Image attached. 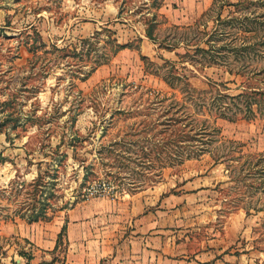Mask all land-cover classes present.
I'll return each instance as SVG.
<instances>
[{
    "label": "rangeland",
    "instance_id": "1",
    "mask_svg": "<svg viewBox=\"0 0 264 264\" xmlns=\"http://www.w3.org/2000/svg\"><path fill=\"white\" fill-rule=\"evenodd\" d=\"M213 1L162 0L157 8L152 0H0V150L5 156L0 160V253L8 246L14 254L31 258L33 247L12 234L11 227L37 212L45 210L39 220H49L95 197L102 201L100 197L135 194L160 197L159 232L170 239L168 251L203 252L213 257L210 264H264V115L256 103L249 119H218L222 138L243 144L231 147L232 159L217 163L205 153L159 168L162 161L140 157L142 152L136 151L141 144L152 146L151 131L130 135L150 120L168 117L160 116L167 101H147V90L182 95L161 76L145 71L140 52L157 64L176 61L187 73L183 64L194 68L189 73L193 85L209 89L208 95L219 86L215 82H225L224 91L232 94L250 91L249 86L264 89V71L254 72L264 66V45L255 44L264 28L250 31L249 26L237 28L236 20L219 24L217 19L218 13L229 17L251 8L264 14V0L257 6L251 0ZM207 11L198 26L186 28ZM155 12L157 41L145 35L146 20ZM104 24L116 29L121 43L132 41L139 49H121L81 80L78 76L90 69L94 58L79 44L89 38L91 52L97 47L101 53ZM217 24L220 31L208 41ZM37 33L47 46L34 55L29 48L36 47ZM161 42L174 49L161 48ZM243 44L253 47L236 54L232 48ZM199 46L208 52L197 51ZM186 52L190 55H178ZM211 61L217 63L201 66ZM260 106L264 108V101ZM119 138H140L131 144L135 151L126 153L127 163L98 152L101 142ZM217 144L220 153L229 148ZM162 156L166 162L168 156ZM89 165H94L96 175L86 182L84 166ZM59 243L55 259L61 262L66 249L63 234Z\"/></svg>",
    "mask_w": 264,
    "mask_h": 264
},
{
    "label": "trees",
    "instance_id": "2",
    "mask_svg": "<svg viewBox=\"0 0 264 264\" xmlns=\"http://www.w3.org/2000/svg\"><path fill=\"white\" fill-rule=\"evenodd\" d=\"M252 1H254L252 5H258V0H251L250 2ZM152 3L155 7L159 8L161 6L162 0H152ZM216 3H218V0L213 1V4ZM222 5L223 4H219V6ZM207 13L208 11L204 12L201 15V19L196 21L194 24L188 25V27L186 28L193 29L194 25L198 26L202 22V18ZM217 19L219 20V24L236 20L237 23L235 24V26L237 28L245 29V26H249L250 31H258L259 28H264V14L258 13L254 8H251L245 13H242L241 11V13L229 17H222V14L218 13ZM146 22L148 23V25L145 28V35L148 38L157 41L158 37L155 34V29L159 24L158 13H153L152 16L146 20ZM219 24H217L215 29H213L211 32L208 31V41L214 39V36L217 34V32L220 31L219 29L221 28L220 26H218ZM101 30L106 31V35L104 38V50L101 53L99 52L97 47L94 48L95 50L93 53L91 52L93 48L89 46L90 44H92L89 38H83L81 40V43L79 44V47L81 49L85 47V52L87 55L91 54V57L94 58L93 65H91L90 69L83 73L81 71L82 75L78 76L81 80L87 79L92 74V72L103 63H108L111 58L115 56L121 49L127 47L137 50L139 49L138 46L133 45L132 41L121 43L116 35V29L109 27L108 24H104ZM99 32L100 31L97 30L96 33L98 34ZM33 42H35L36 47L29 48V50L32 51L34 55L37 54L40 48H45L47 46V43L45 41H41L38 33L36 36H33ZM256 43H261L264 45V36L260 38L259 42H255V44ZM53 47L57 48L56 45H53ZM160 47L167 48L169 50L174 49L173 44H163V42H161ZM250 47L253 46L251 44H243L236 45L232 49L236 54H238L242 53V49L248 50ZM76 49L77 46L74 45V51H77ZM207 49V47L199 46L197 48V51L206 53L208 52ZM80 52V50L77 51V53ZM210 54L214 55L215 53L212 52ZM178 55L181 58H184L185 55H190V53H178ZM140 56L141 59L146 63L145 71L157 76H161L163 80L170 87H172V89H178L182 94L181 97H178L175 91L171 95H167L165 93H161L158 90H147V92L149 93L148 96L143 97L147 101L150 99V102H158L161 105H163L164 102L167 101L166 105L164 106L165 108L164 110H162L160 116L168 115V117L166 118V121L161 120L159 117L157 118L158 121L150 120V122H147L145 124L144 128L130 133V135H138L140 133H147L146 129H149L152 133V136H155V139H153L152 141V146L148 147L141 144L140 147L136 150L138 153H140V151L142 152L140 157H152L149 159H153V157H156V159L162 161V164L161 166H159V168L165 166L166 164L173 165L176 163H182L188 159L198 158L205 153H209L212 156L214 160L213 163H217L223 159H232L233 156H230L231 147L235 144L241 145L243 143L233 138L223 139L221 133L222 128L218 122V119L225 118L229 120H235L237 119L238 115H241L242 118L249 119L253 117L252 115H255V110L252 107L254 103L258 105V111L264 115V108L260 106V103L264 101V89L260 87L256 88L253 86H249L250 91L244 90L243 92L232 94L228 91H224L225 89H228L225 82H215L216 85H223V88L217 86L215 87V92L208 95V92L210 91L209 89L199 88L193 85L191 81V74L189 73H193L194 68H190L186 64H183L182 68L189 71V73H187L180 70V68L177 66L176 61L165 60L164 63L157 64L153 62L146 54L140 52ZM30 59H32V57ZM212 62L214 61L207 62V64L202 63L201 66L203 68L206 66H211L213 65ZM165 66L166 70L161 71L160 69L164 68ZM226 70L229 73L233 72V69L231 67H227ZM261 71H264V66L255 68L254 70V72H257V75H260ZM262 78L264 79V76ZM135 86L137 90L140 89L139 85L135 84ZM79 92L81 91L79 90ZM151 94H154L153 98L155 99H151ZM117 112L119 111H116L110 115L109 122H113L116 115L115 113ZM145 114L149 115L146 112ZM73 119L76 120V116L73 117ZM34 123L37 122L34 121ZM163 124H166V128H158L159 125ZM2 131L3 130L0 127V133ZM8 136L9 135L7 134V137ZM76 137L78 138V136ZM139 139L140 138H128L127 140L126 138H119L112 140L109 143L101 142V144L98 146V152L100 153V155H102L101 157H103V154H109L111 156H115L118 161L123 160L127 163V160L130 159V156L126 153L135 151L131 147V144L139 142ZM218 142L223 143L225 147H229L226 152H218ZM162 154L168 156L166 162L163 161ZM4 159L5 156L3 154V151L0 150V160L2 161ZM93 166L94 165L84 166L86 171L84 176L86 178V182L89 176L96 175V173L92 169ZM44 211L45 210L42 211L43 214L42 212L40 214L39 212L33 214L28 218L29 222L37 221L41 218L43 219L42 216H45ZM65 229L66 225H63L62 230L59 233V237L64 233Z\"/></svg>",
    "mask_w": 264,
    "mask_h": 264
},
{
    "label": "crops",
    "instance_id": "3",
    "mask_svg": "<svg viewBox=\"0 0 264 264\" xmlns=\"http://www.w3.org/2000/svg\"><path fill=\"white\" fill-rule=\"evenodd\" d=\"M134 195H129L130 198L123 195L119 199L100 197L102 201L95 197L72 206L61 217L13 223L11 233L27 240L33 247L32 256L14 254L7 246L6 252L0 253V264H39L45 261H51L48 264L212 262L213 257H206L203 252L175 254L168 251L170 239L159 232L160 205L157 203L160 197L152 200L151 195ZM63 225H66L63 233L66 249L62 261L58 262L55 254L60 247L59 233Z\"/></svg>",
    "mask_w": 264,
    "mask_h": 264
}]
</instances>
